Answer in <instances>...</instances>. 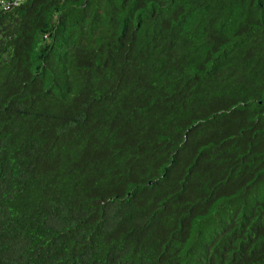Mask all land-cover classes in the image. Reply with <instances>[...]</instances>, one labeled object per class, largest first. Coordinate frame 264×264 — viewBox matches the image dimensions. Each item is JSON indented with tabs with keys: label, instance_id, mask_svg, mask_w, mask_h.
<instances>
[{
	"label": "trees",
	"instance_id": "obj_1",
	"mask_svg": "<svg viewBox=\"0 0 264 264\" xmlns=\"http://www.w3.org/2000/svg\"><path fill=\"white\" fill-rule=\"evenodd\" d=\"M1 5L0 264H264V0Z\"/></svg>",
	"mask_w": 264,
	"mask_h": 264
},
{
	"label": "built area",
	"instance_id": "obj_2",
	"mask_svg": "<svg viewBox=\"0 0 264 264\" xmlns=\"http://www.w3.org/2000/svg\"><path fill=\"white\" fill-rule=\"evenodd\" d=\"M8 1H11L10 4H14V5H18L23 2V0H0V8L2 7L1 4H3V6L10 5L8 4Z\"/></svg>",
	"mask_w": 264,
	"mask_h": 264
}]
</instances>
